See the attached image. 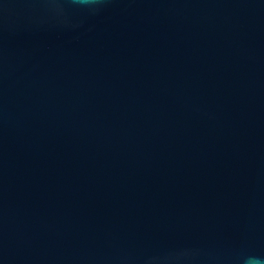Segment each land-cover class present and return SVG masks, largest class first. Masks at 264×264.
<instances>
[{"label": "water", "instance_id": "water-1", "mask_svg": "<svg viewBox=\"0 0 264 264\" xmlns=\"http://www.w3.org/2000/svg\"><path fill=\"white\" fill-rule=\"evenodd\" d=\"M0 264H264V0H0Z\"/></svg>", "mask_w": 264, "mask_h": 264}, {"label": "clouds", "instance_id": "clouds-1", "mask_svg": "<svg viewBox=\"0 0 264 264\" xmlns=\"http://www.w3.org/2000/svg\"><path fill=\"white\" fill-rule=\"evenodd\" d=\"M254 259H257L258 260V258H254Z\"/></svg>", "mask_w": 264, "mask_h": 264}]
</instances>
